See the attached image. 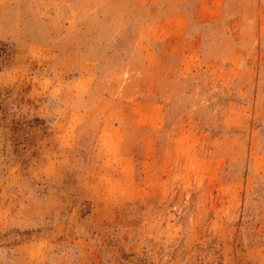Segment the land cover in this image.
Listing matches in <instances>:
<instances>
[{
  "label": "rangeland",
  "instance_id": "374dc122",
  "mask_svg": "<svg viewBox=\"0 0 264 264\" xmlns=\"http://www.w3.org/2000/svg\"><path fill=\"white\" fill-rule=\"evenodd\" d=\"M0 264H264V0H0Z\"/></svg>",
  "mask_w": 264,
  "mask_h": 264
}]
</instances>
